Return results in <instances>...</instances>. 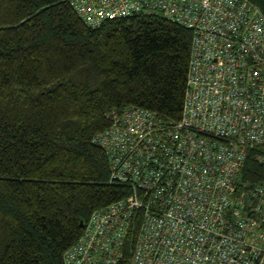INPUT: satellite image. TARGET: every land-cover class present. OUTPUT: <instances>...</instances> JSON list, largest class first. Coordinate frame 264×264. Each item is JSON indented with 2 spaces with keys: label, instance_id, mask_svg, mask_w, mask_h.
Returning a JSON list of instances; mask_svg holds the SVG:
<instances>
[{
  "label": "built area",
  "instance_id": "2783aa9c",
  "mask_svg": "<svg viewBox=\"0 0 264 264\" xmlns=\"http://www.w3.org/2000/svg\"><path fill=\"white\" fill-rule=\"evenodd\" d=\"M91 25L155 14L193 29L179 119L127 105L93 140L128 193L96 208L64 264H264V12L253 0H70Z\"/></svg>",
  "mask_w": 264,
  "mask_h": 264
},
{
  "label": "trees",
  "instance_id": "16d2710c",
  "mask_svg": "<svg viewBox=\"0 0 264 264\" xmlns=\"http://www.w3.org/2000/svg\"><path fill=\"white\" fill-rule=\"evenodd\" d=\"M192 38L161 15L94 26L70 0H0V264H64L91 213L128 193L93 138L113 107L181 117ZM242 174L264 183V143Z\"/></svg>",
  "mask_w": 264,
  "mask_h": 264
},
{
  "label": "water",
  "instance_id": "95a60500",
  "mask_svg": "<svg viewBox=\"0 0 264 264\" xmlns=\"http://www.w3.org/2000/svg\"><path fill=\"white\" fill-rule=\"evenodd\" d=\"M81 223L84 224V221H82Z\"/></svg>",
  "mask_w": 264,
  "mask_h": 264
},
{
  "label": "rangeland",
  "instance_id": "374dc122",
  "mask_svg": "<svg viewBox=\"0 0 264 264\" xmlns=\"http://www.w3.org/2000/svg\"><path fill=\"white\" fill-rule=\"evenodd\" d=\"M259 145V144H258Z\"/></svg>",
  "mask_w": 264,
  "mask_h": 264
}]
</instances>
